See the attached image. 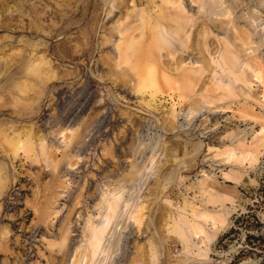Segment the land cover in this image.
<instances>
[{"label":"rangeland","instance_id":"1","mask_svg":"<svg viewBox=\"0 0 264 264\" xmlns=\"http://www.w3.org/2000/svg\"><path fill=\"white\" fill-rule=\"evenodd\" d=\"M263 171L264 0H0V264H258Z\"/></svg>","mask_w":264,"mask_h":264},{"label":"trees","instance_id":"2","mask_svg":"<svg viewBox=\"0 0 264 264\" xmlns=\"http://www.w3.org/2000/svg\"><path fill=\"white\" fill-rule=\"evenodd\" d=\"M250 196L245 210L234 215L231 226L223 235L240 240L244 245L238 248L233 259L251 253L259 256L258 264H264V171Z\"/></svg>","mask_w":264,"mask_h":264}]
</instances>
